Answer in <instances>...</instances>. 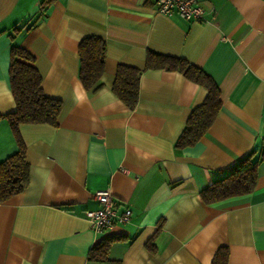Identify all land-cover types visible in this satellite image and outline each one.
Wrapping results in <instances>:
<instances>
[{
    "label": "crops",
    "instance_id": "1",
    "mask_svg": "<svg viewBox=\"0 0 264 264\" xmlns=\"http://www.w3.org/2000/svg\"><path fill=\"white\" fill-rule=\"evenodd\" d=\"M0 0V160L16 149L3 114L13 111L11 45L33 58L46 96L60 101L57 124L19 125L28 183L0 202V264H105L88 251L117 235L118 264H264V158L253 189L211 203L199 192L238 159L264 152V0H198V21L156 10L153 0ZM105 41L100 87L84 88L78 44ZM179 57L208 73L220 109L195 143L175 142L206 89L181 71L145 67L148 54ZM118 64L139 68L138 99L111 90ZM108 188L125 223L95 231L86 209ZM122 236V237H121Z\"/></svg>",
    "mask_w": 264,
    "mask_h": 264
},
{
    "label": "trees",
    "instance_id": "2",
    "mask_svg": "<svg viewBox=\"0 0 264 264\" xmlns=\"http://www.w3.org/2000/svg\"><path fill=\"white\" fill-rule=\"evenodd\" d=\"M49 1L43 0L42 8L45 9ZM105 48V41L97 35L83 37L78 44V75L87 90L95 91L101 85L100 76L104 72ZM32 61V56L24 48L11 45L8 77L15 108L3 116L10 125L16 149L0 160V202L20 193L28 183L29 163L26 160V146L20 135L19 125L57 124L60 101L44 94L41 76ZM145 67L179 70L188 79L206 89L203 100L192 108L175 145L181 148L198 141L206 133L220 109V89L214 79L201 68L174 56L150 53L146 58ZM140 71L139 68L125 64H118L115 69L111 90L129 108H133L138 99ZM262 158L264 152L256 160H251L249 154L238 159L231 165L226 176L200 190L201 200L204 203H211L250 192L255 185L257 164ZM118 237L105 236L94 243L88 251V260L118 264L116 260L107 256L109 244ZM227 254V248L220 247L214 254L212 264H226Z\"/></svg>",
    "mask_w": 264,
    "mask_h": 264
},
{
    "label": "built area",
    "instance_id": "3",
    "mask_svg": "<svg viewBox=\"0 0 264 264\" xmlns=\"http://www.w3.org/2000/svg\"><path fill=\"white\" fill-rule=\"evenodd\" d=\"M157 11L164 14L177 13L179 16L198 21L203 18L204 9L198 0H153ZM92 197L99 203L93 209H86L84 214L91 229L102 231L115 223L128 222L131 214L129 207L117 210V200L108 188L97 189Z\"/></svg>",
    "mask_w": 264,
    "mask_h": 264
}]
</instances>
